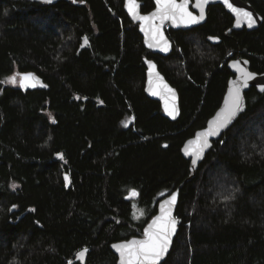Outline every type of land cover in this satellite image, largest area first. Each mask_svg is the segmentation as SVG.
<instances>
[{
	"label": "trees",
	"instance_id": "16d2710c",
	"mask_svg": "<svg viewBox=\"0 0 264 264\" xmlns=\"http://www.w3.org/2000/svg\"><path fill=\"white\" fill-rule=\"evenodd\" d=\"M141 1L143 13L154 9ZM243 1L264 20V0ZM124 4L0 0V264H118L111 245L142 237L184 183L163 264H264V94H247L246 113L194 176L182 156L221 107L229 62L247 58L264 73V22L228 33L234 19L212 6L203 26L170 30L174 51L161 57ZM146 58L179 92L176 122L145 93ZM15 72L49 89L5 85Z\"/></svg>",
	"mask_w": 264,
	"mask_h": 264
},
{
	"label": "water",
	"instance_id": "95a60500",
	"mask_svg": "<svg viewBox=\"0 0 264 264\" xmlns=\"http://www.w3.org/2000/svg\"><path fill=\"white\" fill-rule=\"evenodd\" d=\"M49 4H54L59 0H44ZM138 8L136 9L137 15L134 16L129 12L128 3L129 0H125L124 10L129 19L138 26L139 33L143 38L144 46L147 50L150 51L152 55L161 56V57H169L174 51V42L169 37V31L172 30L174 32L179 31H189L206 24L208 19V10L212 6H221L225 9V11L234 19V23L232 28L228 31V33H232L233 31H244L254 32L258 30L263 24V17L256 11L252 4L245 2L243 0H227V3L232 4L234 7L241 9L245 12H248L251 17L252 23L249 26V21L242 15L238 16L234 13L225 3V0H187V11L197 18V22L191 23L188 22L187 18L181 19L177 17L175 21L171 18L162 19L159 12V5L157 4V0H153L154 9L149 13H143L142 7L143 2L141 0H135ZM176 2L184 3L185 0H176ZM200 6H197V5ZM201 7L203 8V18L200 19L201 15ZM155 14V15H154ZM141 17H146V19H141ZM165 41L167 42L165 44ZM151 45V47L149 46ZM87 47V40H85L83 49ZM166 48V50H162ZM145 66L147 70V78L145 85V93L147 97L153 101L159 102L161 104L163 115L165 118L169 119L172 122H176L181 117V104H180V95L178 90L173 87L170 82L167 80L165 75L160 71L159 65L156 61L152 59L146 58ZM228 68L233 74V77L230 79L228 83V88L226 94L224 96L221 107L214 114V116L208 121L205 128L196 132L194 137L190 138L186 141L182 148V156L190 162V171L193 176L198 171L200 165L204 162L210 150L212 149L215 142H218L222 139L223 135L228 132L235 123L239 120V118L246 113L247 111V94L252 90L256 89L258 93L264 94V73L258 74L251 70V62L247 58H237L229 62ZM244 73H248L251 75L250 79H245ZM29 76L28 81H24V76ZM22 84L24 86H22ZM239 88L240 96H241V105L242 110L238 111L237 114L232 118V120L223 128H220L217 134L209 135L207 137H200L199 143L189 145L190 141H197V136L200 133L206 132L209 129L210 123L216 118L217 114L221 111V109L225 106V101L229 99V92L234 90L235 88ZM22 92H33V91H41L48 90L49 87L45 84L42 78H40L35 73H25L20 74V82L18 87ZM167 109V110H166ZM169 112H172V115H169ZM207 140V146L203 147L202 152L200 153L199 158L195 155H186L185 149L189 148L191 151L194 148H199L203 145L204 140ZM195 159V164H193V160ZM187 182V181H186ZM185 184V183H184ZM183 184V185H184ZM181 185L176 191L165 196L159 203L157 207L156 215L149 221V223L144 228V233L142 237H135L127 241L117 242L111 245V251L118 259V264H121V251L118 250L120 246H132L133 241H143L147 237L145 236V231L149 229V226L152 225L153 221L162 215L161 213V205H163L165 211H170V218L176 221L174 231L170 236V244L167 248V251L164 252L157 264H163L168 256L170 255L175 239L177 238L180 232V222L177 218V209L180 201V192L183 188ZM175 195L176 200L174 203L169 204L168 201L171 197ZM136 196V195H135ZM133 196V197H135ZM87 255V251L84 256L81 258L78 256V260L85 259ZM125 260L127 259V250H125Z\"/></svg>",
	"mask_w": 264,
	"mask_h": 264
},
{
	"label": "snow or ice",
	"instance_id": "6c2138e0",
	"mask_svg": "<svg viewBox=\"0 0 264 264\" xmlns=\"http://www.w3.org/2000/svg\"><path fill=\"white\" fill-rule=\"evenodd\" d=\"M227 3V0H225ZM159 5V12L162 19L171 18L173 21L177 17L181 19L187 18L188 22L195 23L197 18L192 16L190 12L187 11V0L184 3H177L176 0H157ZM197 6H200L199 4ZM227 6L238 16L242 15L249 21V26L252 25V17L248 12H245L241 9L234 7L232 4L227 3ZM129 12L134 16L137 15L136 9L138 5L135 0H129L128 3ZM155 15V14H154ZM203 18V8L201 7L200 19ZM141 19H146V17H141ZM167 42L165 41V44ZM151 47V45H149ZM162 50H166L163 48ZM245 79H250L251 75L244 73ZM29 76H24L23 80L28 81ZM12 81H15V78H11ZM22 86H24L22 84ZM264 90V89H262ZM167 110V109H166ZM242 110L241 105V96L239 88L229 92V99L225 101V106L217 114L216 118L210 123L209 129L206 132L200 133L197 136V141H190L189 145L199 143L200 137H207L209 135H215L220 128L225 127L232 118L237 114L238 111ZM169 115H172V112H169ZM207 146V140L205 139L203 145L199 148H194L191 151L189 148L185 149L186 155H195L199 158L200 153L203 150V147ZM195 164V159L192 161ZM68 177H65L67 181ZM133 196L137 195L135 192L132 193ZM176 196L173 195L168 201L169 204L174 203ZM162 215L157 217L152 225L149 226V229L145 231V236L147 237L143 241H133L132 246H120L118 248L121 251V264H157L160 256L167 251V248L170 244V236L175 228L176 221L170 218V211H165L163 205H161ZM125 250H127V259L125 260ZM86 250L79 253V256L82 258Z\"/></svg>",
	"mask_w": 264,
	"mask_h": 264
},
{
	"label": "rangeland",
	"instance_id": "374dc122",
	"mask_svg": "<svg viewBox=\"0 0 264 264\" xmlns=\"http://www.w3.org/2000/svg\"><path fill=\"white\" fill-rule=\"evenodd\" d=\"M15 78V81L13 82L11 78ZM19 82H20V74L18 72H15L14 75H12L11 77H9L6 80L5 85L7 86H17L19 87ZM133 122V117H129L127 119V121L123 124V127H126L129 123ZM142 210V211H141ZM135 212H136V216L135 219L136 221H141L140 219L144 216V209H139L136 205L135 207ZM142 215V216H141Z\"/></svg>",
	"mask_w": 264,
	"mask_h": 264
}]
</instances>
